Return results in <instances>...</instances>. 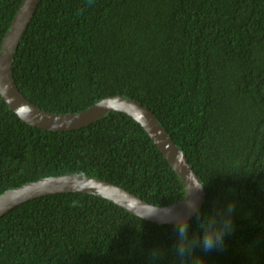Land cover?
<instances>
[{
  "label": "trees",
  "instance_id": "16d2710c",
  "mask_svg": "<svg viewBox=\"0 0 264 264\" xmlns=\"http://www.w3.org/2000/svg\"><path fill=\"white\" fill-rule=\"evenodd\" d=\"M23 0H0V47ZM13 74L35 105L74 113L112 95L164 123L206 187L177 254L159 224L87 192L44 194L0 218V264H264V0H40ZM80 174L158 206L186 195L146 130L112 111L78 129L27 124L0 94V194ZM231 206V210H230ZM229 220L205 251L200 223Z\"/></svg>",
  "mask_w": 264,
  "mask_h": 264
},
{
  "label": "water",
  "instance_id": "95a60500",
  "mask_svg": "<svg viewBox=\"0 0 264 264\" xmlns=\"http://www.w3.org/2000/svg\"><path fill=\"white\" fill-rule=\"evenodd\" d=\"M40 0H23L0 47V94L9 107L27 124L46 130L78 129L112 111L123 112L146 130L172 165L184 185L186 195L180 201L158 206L144 200L127 188L94 176L65 174L41 178L0 194V218L18 205L44 194L87 192L102 196L136 216L159 224H178L191 220L206 200V187L195 172L183 148L157 115L139 100L112 95L74 113H55L33 104L18 87L13 62L22 36L30 24Z\"/></svg>",
  "mask_w": 264,
  "mask_h": 264
},
{
  "label": "clouds",
  "instance_id": "9594fccd",
  "mask_svg": "<svg viewBox=\"0 0 264 264\" xmlns=\"http://www.w3.org/2000/svg\"><path fill=\"white\" fill-rule=\"evenodd\" d=\"M200 227L204 232L202 237L203 248L205 251H210L222 243L224 234L230 227V221L227 219L218 220L215 215H212L203 219ZM175 231L178 236L177 254L180 257H184L196 246V240H189V224L187 221L178 223ZM181 264H184L183 260Z\"/></svg>",
  "mask_w": 264,
  "mask_h": 264
}]
</instances>
